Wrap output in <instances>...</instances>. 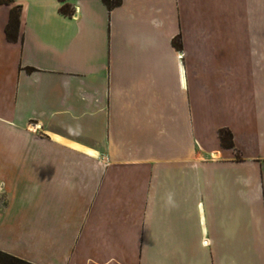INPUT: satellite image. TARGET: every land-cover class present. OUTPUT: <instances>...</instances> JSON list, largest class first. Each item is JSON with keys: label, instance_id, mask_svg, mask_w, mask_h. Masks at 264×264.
I'll return each instance as SVG.
<instances>
[{"label": "crops", "instance_id": "obj_1", "mask_svg": "<svg viewBox=\"0 0 264 264\" xmlns=\"http://www.w3.org/2000/svg\"><path fill=\"white\" fill-rule=\"evenodd\" d=\"M12 1L0 233L27 227L32 258L15 254L264 264V0Z\"/></svg>", "mask_w": 264, "mask_h": 264}, {"label": "trees", "instance_id": "obj_2", "mask_svg": "<svg viewBox=\"0 0 264 264\" xmlns=\"http://www.w3.org/2000/svg\"><path fill=\"white\" fill-rule=\"evenodd\" d=\"M12 2H13L12 0H0V3L10 4ZM103 2L108 7H111L119 4L120 0H103ZM60 10L64 14H71L73 11L72 9L69 8L67 4H63L60 7ZM19 15H20V6L13 5L10 8L8 23L6 24L5 27V33L8 39H16L18 25H19ZM173 44L176 47L180 46L177 39H173ZM218 135L221 144L223 146L233 147L231 133L228 129H219ZM0 264H34V263L0 250Z\"/></svg>", "mask_w": 264, "mask_h": 264}, {"label": "rangeland", "instance_id": "obj_3", "mask_svg": "<svg viewBox=\"0 0 264 264\" xmlns=\"http://www.w3.org/2000/svg\"><path fill=\"white\" fill-rule=\"evenodd\" d=\"M27 217L28 215L24 214V220ZM7 220L8 219L6 217V223ZM9 228H10L9 231L0 233V247H3V249L0 250L15 255L17 257L20 256L16 255L15 253L24 254L25 256H29L32 258V231L30 230L28 231L27 227L25 228L18 227L17 222L15 224H10ZM36 234L38 235V237H40L41 235L45 236V234H41L40 232H36ZM43 250H41L42 251L41 254H39L40 252L39 248H35L34 251L36 252V256L38 257V259H41V261L46 264H50L52 261L55 260V255L52 256V254H49L47 251L45 250L43 251ZM20 258L25 259L24 257H20Z\"/></svg>", "mask_w": 264, "mask_h": 264}]
</instances>
